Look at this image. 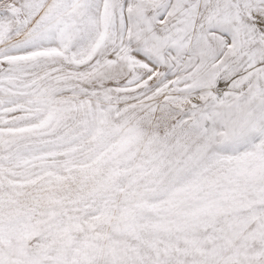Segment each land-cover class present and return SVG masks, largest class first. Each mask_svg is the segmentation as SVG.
<instances>
[{
	"label": "snow or ice",
	"instance_id": "obj_1",
	"mask_svg": "<svg viewBox=\"0 0 264 264\" xmlns=\"http://www.w3.org/2000/svg\"><path fill=\"white\" fill-rule=\"evenodd\" d=\"M0 264H264V0H0Z\"/></svg>",
	"mask_w": 264,
	"mask_h": 264
}]
</instances>
